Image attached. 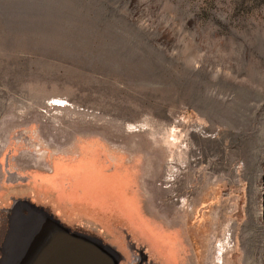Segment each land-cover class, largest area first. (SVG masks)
Listing matches in <instances>:
<instances>
[{
  "label": "rangeland",
  "instance_id": "1",
  "mask_svg": "<svg viewBox=\"0 0 264 264\" xmlns=\"http://www.w3.org/2000/svg\"><path fill=\"white\" fill-rule=\"evenodd\" d=\"M91 244L264 264V0H0V264Z\"/></svg>",
  "mask_w": 264,
  "mask_h": 264
},
{
  "label": "bare ground",
  "instance_id": "2",
  "mask_svg": "<svg viewBox=\"0 0 264 264\" xmlns=\"http://www.w3.org/2000/svg\"><path fill=\"white\" fill-rule=\"evenodd\" d=\"M57 232H59V231L56 229V231H53L51 233L54 237H57V239H56L57 246L60 247V249H62V250H64V248L67 251L72 250V249L74 250L75 248H72L68 245V242H71L72 240L68 239L65 236L58 234ZM71 246H73V245L71 244ZM82 246L85 249V252H86L85 254H89L90 258L92 259L93 262H95V264H116L114 261V258H112L109 253L100 251L98 249L99 247L97 245L96 246L98 248L96 246H94L93 244H91V247L89 248L90 251L86 250V247H85L86 245H82ZM93 258H95V259H93Z\"/></svg>",
  "mask_w": 264,
  "mask_h": 264
}]
</instances>
